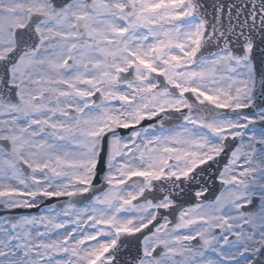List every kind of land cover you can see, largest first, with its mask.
<instances>
[{
    "label": "snow or ice",
    "instance_id": "obj_1",
    "mask_svg": "<svg viewBox=\"0 0 264 264\" xmlns=\"http://www.w3.org/2000/svg\"><path fill=\"white\" fill-rule=\"evenodd\" d=\"M0 264H264V0H0Z\"/></svg>",
    "mask_w": 264,
    "mask_h": 264
}]
</instances>
